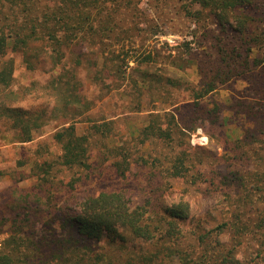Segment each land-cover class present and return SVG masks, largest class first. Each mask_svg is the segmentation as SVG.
<instances>
[{"label": "trees", "instance_id": "1", "mask_svg": "<svg viewBox=\"0 0 264 264\" xmlns=\"http://www.w3.org/2000/svg\"><path fill=\"white\" fill-rule=\"evenodd\" d=\"M156 1L168 4L173 0ZM139 2L0 0V121L11 130V135L0 137L8 143L29 142L50 120L63 117L65 124L54 135L62 150L60 163L92 169L93 135L103 133L109 138L114 128L110 121L93 123L90 128L95 133L78 131L76 118L93 104L83 94L79 68L97 67L101 60L104 68L98 67L96 78L121 86L129 60L121 58L118 45L134 33L132 23L143 14ZM175 7L197 20L210 19L218 27L213 34H205L208 50L202 59L190 57L187 66L200 68L203 82L202 87L192 89V113L202 112V118L226 127L223 139L228 159L223 160L225 153L211 152L208 145L193 148L183 141L177 148L173 142L183 129L177 130L176 114L151 113L149 123L133 136L141 143L157 140L177 150L164 152L163 161L154 157L160 177L148 180L146 198L135 200L128 189L119 187L76 196L73 203L55 205L60 230L38 233L34 225L42 221L40 196L14 194L9 201L17 212L15 228L4 240L0 264H264V0H175ZM19 54L29 69L49 66L56 70L45 87L47 94L55 96L49 115L45 107L26 109L16 104L26 94L9 88ZM229 80L247 84L240 87V96L229 93L212 108L201 106L200 98ZM168 83L182 85L180 79L170 77ZM189 122L184 121L186 127ZM127 141L117 139L110 149L112 170L122 177L134 160ZM198 162L204 170L196 169ZM211 164L214 167L209 169ZM173 178L206 184L208 190L214 188L223 195L221 208L216 209L217 224L212 225L206 216L190 224L191 202L165 196ZM131 240L148 246L137 249ZM90 241L92 245L87 244ZM102 241L109 249L99 244ZM96 243L99 248L93 247Z\"/></svg>", "mask_w": 264, "mask_h": 264}, {"label": "rangeland", "instance_id": "2", "mask_svg": "<svg viewBox=\"0 0 264 264\" xmlns=\"http://www.w3.org/2000/svg\"><path fill=\"white\" fill-rule=\"evenodd\" d=\"M138 7L143 14L135 17L132 23L135 25L134 33L118 45L121 58L126 56L129 60V66L124 64L125 80L121 86H112L109 79L96 78L98 67L104 68L100 64L101 60L99 66L95 65L97 67L79 68L78 77L83 84V94L93 104L86 114L76 118L78 131L95 133L90 128L93 123L110 121L114 128L108 133L109 138L103 133L93 135L94 142L90 149L92 169L68 168L60 163L62 150L54 135L65 124L66 119L63 117L50 120L29 142L8 143L0 137V250L10 229L15 228L13 219L17 212L11 208L9 201L14 194L19 197L27 194L40 196L42 221L34 225L35 231L41 233L45 229L53 233L61 228V224L55 220V210L58 209L56 204L73 203L77 197L96 193L105 187L126 188L127 193L138 201L146 198L150 192L148 180L160 177L152 162L154 157L163 161L164 152L174 153L180 142L190 143L193 148L208 145L211 152L226 154L223 139L226 127L224 129L223 126L219 127L217 123L202 118V112L192 113L191 104L195 101L192 89L202 87L203 82L200 68L187 66L190 57H196L199 61L202 59V54L208 50V43L204 42L208 36L205 37V34H213L218 27L210 19L197 20L177 10L175 0L168 4L156 0H140ZM260 15L262 14H258ZM147 55H151V58L146 59ZM16 57L14 81L9 88L26 91L25 97L16 104L26 109L45 107L49 115L55 106V96L47 94L45 87L55 76L56 70L49 66L32 70L22 61L20 54ZM102 60L104 61L103 58ZM169 77L180 79L182 85L172 86L168 83ZM105 81L108 86L103 84ZM244 85L247 84L232 83L231 80L221 83L215 92L200 98L201 106L212 108L215 101H224L229 93L240 96L239 89ZM169 111L176 114L179 124L177 130L183 129L173 142L177 148L151 139L141 143L138 136H133L139 128L143 129L149 123L151 113L159 112L164 115ZM179 113L184 121L191 120L190 127L185 126ZM2 124L0 121V135H11V130H7L6 124ZM199 124L202 126H196ZM123 137L127 138L134 159L125 177L112 170L114 158L110 151L116 144L115 141ZM226 156L223 160L228 159L229 155ZM142 158L148 159L149 163L144 164ZM159 165L160 162L157 161L156 166ZM208 166L209 169L214 167L213 164ZM196 169L204 170L200 162ZM81 177V181L75 182ZM194 179L196 177L190 180ZM190 180L169 179L165 196L168 199L182 198L191 202L190 224L201 216L209 218L212 225L217 224L216 209L221 208L219 198L223 195H218L214 188L208 190L206 184H192ZM71 181L74 183L73 188ZM48 211L52 212L48 214ZM29 230L32 228L29 227ZM92 242L87 244L92 245ZM130 243L137 246V249L141 248L140 245L148 246L138 240H131ZM99 244L109 249L106 241ZM93 247L99 248L97 243Z\"/></svg>", "mask_w": 264, "mask_h": 264}]
</instances>
